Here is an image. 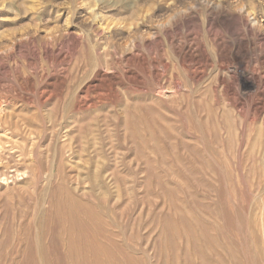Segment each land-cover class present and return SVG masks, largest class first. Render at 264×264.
<instances>
[{"label":"rangeland","instance_id":"rangeland-1","mask_svg":"<svg viewBox=\"0 0 264 264\" xmlns=\"http://www.w3.org/2000/svg\"><path fill=\"white\" fill-rule=\"evenodd\" d=\"M13 167L0 264H264V0H0Z\"/></svg>","mask_w":264,"mask_h":264},{"label":"bare ground","instance_id":"bare-ground-1","mask_svg":"<svg viewBox=\"0 0 264 264\" xmlns=\"http://www.w3.org/2000/svg\"><path fill=\"white\" fill-rule=\"evenodd\" d=\"M190 78V77H189ZM228 89V88H227ZM231 92V91H230ZM169 93V92H168ZM254 93H255V91H254ZM156 94V93H155ZM249 94H251V91H249V90H247V89H245V91H243V95H246V97H249V96H247V95H249ZM173 95V94H172ZM240 96H242V95H240ZM252 96V95H251ZM168 97V96H167ZM235 97V96H234ZM236 97H239V95L238 96H236ZM213 99H215V98H213ZM239 99V98H238ZM250 99V98H249ZM242 107V106H241ZM81 117V116H80ZM245 117V116H244ZM229 130H231V129H229ZM188 136V135H187ZM8 146V145H7ZM239 154V153H238ZM9 156V155H8ZM8 156H6V158H8ZM13 155H10V160L11 159H13V157H12ZM15 160V159H14ZM18 160V159H17ZM205 160V159H204ZM238 161V160H237ZM11 162V161H10ZM15 162H16V160H15ZM239 162V161H238ZM237 162V163H238ZM251 163V162H250ZM15 165L17 164V163H14ZM14 165V166H15ZM239 165V164H238ZM12 166V165H11ZM19 166V165H18ZM17 167H13V171L9 174V175H7L6 173H1L0 172V182H2V183H4V182H6L7 180H16L17 181V178H19L20 177V175L21 174H23V173H20L19 174V171H20V168H18L19 169V171L16 169ZM11 169V168H10ZM9 169V170H10ZM4 170V169H3ZM8 171V170H7ZM23 171V170H22ZM21 172V171H20ZM8 173V172H7ZM45 173V172H44ZM24 175V174H23ZM22 175V178L24 177ZM27 176V175H26ZM20 179V178H19ZM13 182V181H12ZM241 182V181H240ZM4 185V184H3ZM246 188V187H245ZM45 206V205H44ZM225 234V233H224ZM142 254V253H141Z\"/></svg>","mask_w":264,"mask_h":264}]
</instances>
